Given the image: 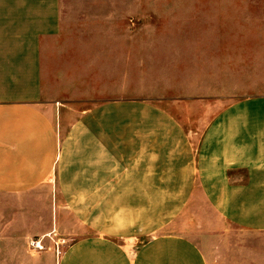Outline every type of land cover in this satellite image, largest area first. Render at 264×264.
Segmentation results:
<instances>
[{"label": "crops", "instance_id": "1", "mask_svg": "<svg viewBox=\"0 0 264 264\" xmlns=\"http://www.w3.org/2000/svg\"><path fill=\"white\" fill-rule=\"evenodd\" d=\"M64 31L61 0H0V195L54 197V231L78 234L59 264H208L165 232L199 195L264 233V95L132 97L101 50L72 76Z\"/></svg>", "mask_w": 264, "mask_h": 264}, {"label": "rangeland", "instance_id": "2", "mask_svg": "<svg viewBox=\"0 0 264 264\" xmlns=\"http://www.w3.org/2000/svg\"><path fill=\"white\" fill-rule=\"evenodd\" d=\"M61 4L66 70L72 76L80 66L94 75L95 51L101 50L104 69L110 61L120 66L128 61L134 72L132 97L194 100L222 94L234 100L264 95V0ZM81 49L90 53L84 58ZM44 192L0 195V264H59L78 238L61 228L54 231V197ZM165 232L191 237L208 264H264V233L226 223L201 195Z\"/></svg>", "mask_w": 264, "mask_h": 264}]
</instances>
